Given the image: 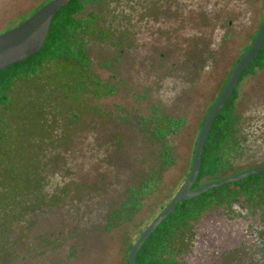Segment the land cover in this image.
<instances>
[{
    "label": "rangeland",
    "instance_id": "rangeland-1",
    "mask_svg": "<svg viewBox=\"0 0 264 264\" xmlns=\"http://www.w3.org/2000/svg\"><path fill=\"white\" fill-rule=\"evenodd\" d=\"M49 1L0 0V33ZM91 13L99 15L98 26L84 30V51L114 93L86 91L83 71L68 60L50 64L36 81L21 80L0 109V176L7 189L6 174L20 159L16 152L33 149L46 191L60 194L39 207L22 196L14 206L20 219L6 232L0 196V264H128L130 246L188 177L204 113L214 100L206 104L204 98L210 91L216 96L219 79L251 47L264 0H97L77 17ZM235 104L239 151L225 176L264 166V68L243 78ZM155 110L187 118L170 138L173 161L166 167L162 143L143 121ZM156 170L158 188L126 218L110 223L130 186ZM193 230L187 264H264V211L243 199L213 209Z\"/></svg>",
    "mask_w": 264,
    "mask_h": 264
},
{
    "label": "trees",
    "instance_id": "trees-1",
    "mask_svg": "<svg viewBox=\"0 0 264 264\" xmlns=\"http://www.w3.org/2000/svg\"><path fill=\"white\" fill-rule=\"evenodd\" d=\"M93 1L97 0H71L63 6L53 18L49 35L40 51L0 71V109L5 107L11 98V92L17 88L21 80L30 83L37 80L38 75L44 74V69H48L50 64L57 63L60 66L68 60L72 62V66H77L83 71L81 76L86 91L91 92L94 87H99L107 90L105 93L95 94L97 96L114 93L111 88L112 84L92 71L90 60L83 49L84 30L86 27L88 29L91 26L95 27L99 15L91 13L89 17L79 19L77 14L84 10L87 3ZM257 68H264V45L245 70L244 76L251 72L254 73ZM236 97L237 90L213 123L205 146L199 178L194 188L206 184L198 186L204 178L209 177L211 181L225 177L224 174L233 166V156L239 151L235 135L238 122ZM63 104H60L56 110ZM75 115L72 121L78 120L79 113ZM44 119L43 117V122L46 124L47 119ZM143 121L144 125L149 127L151 136L160 144L162 143L160 162L164 163L163 167L169 166L173 161L170 138L179 133L186 123L185 120L167 113L158 114L155 110L150 116L144 117ZM48 134L50 135L49 130L45 133L46 139L42 141V144L48 140ZM25 139L27 143L30 140L28 137ZM22 152L23 154L16 152L20 154V157L18 156L20 159L11 163L13 170L6 174L10 176L6 182L9 183V189L4 184L5 177L0 176V188L2 189L0 196H5L2 200L5 202L4 206L7 211L1 227L5 232L13 230L15 223L20 219L15 217L14 206L17 202L24 200L22 196L28 197L33 201L32 203L36 204V207L47 204L52 196H56V200L60 197L58 192L49 194L46 191L41 160L36 153L38 151L28 149ZM157 175V170L151 171L141 182L130 186L128 198L112 213L109 218L110 223L126 218L143 204V199L158 188L160 181ZM33 195L35 200L31 199ZM242 199L249 206L261 208L264 211V173L251 175L239 182L214 188L198 197L180 202L177 209L161 223L143 245L137 255L136 264H187L184 253L188 243L187 238L193 234L195 222L213 209L226 208L230 202ZM1 218L0 216V220Z\"/></svg>",
    "mask_w": 264,
    "mask_h": 264
},
{
    "label": "water",
    "instance_id": "water-1",
    "mask_svg": "<svg viewBox=\"0 0 264 264\" xmlns=\"http://www.w3.org/2000/svg\"><path fill=\"white\" fill-rule=\"evenodd\" d=\"M71 0H51L38 9L33 15L13 28L0 34V71L12 64L21 62L36 54L43 47L50 32L53 18L57 12ZM264 45V19L259 32L245 55L237 63L231 77L222 91L219 99L208 112L203 127L199 133L193 156L191 171L171 201L156 215L146 229L133 244L129 255L128 264H136L137 255L143 245L161 225V223L173 213L180 202L200 196L214 188L239 182L255 174L264 173V166L252 167L238 173L216 179L194 188L200 169L208 136L215 119L219 116L229 98L233 95L241 75L247 69L253 59L259 54Z\"/></svg>",
    "mask_w": 264,
    "mask_h": 264
},
{
    "label": "flooded vegetation",
    "instance_id": "flooded-vegetation-1",
    "mask_svg": "<svg viewBox=\"0 0 264 264\" xmlns=\"http://www.w3.org/2000/svg\"><path fill=\"white\" fill-rule=\"evenodd\" d=\"M97 23V22H96ZM20 24V23H19ZM232 25H233V21L232 20H229L228 21V23H227V28H230V27H232ZM97 24L95 25V27L97 28ZM13 28V27H12ZM11 29V28H10ZM228 30V29H227ZM229 31L230 30H228V33H229ZM227 33V34H228ZM1 34V33H0ZM225 37H226V35H225ZM225 39V38H224ZM83 41H84V39H83ZM254 42V41H253ZM253 44V43H252ZM251 44V45H252ZM250 45V46H251ZM249 46V47H250ZM248 47V48H249ZM83 48L85 49V47H84V42H83ZM246 49V47H244L243 48V55L242 56H239L238 57V59H237V62H236V64L234 65V67H233V70L235 69V67H236V65H237V63L240 61V59L245 55V53H246V51H244ZM86 51V50H85ZM87 53V52H86ZM195 53H197V51H195ZM203 55V54H202ZM201 55V56H202ZM209 55V57H212V54L211 53H209L208 54ZM190 56H191V53H190ZM198 55H196V57H197ZM203 57V56H202ZM250 65V64H249ZM248 68V67H247ZM233 70H232V72H233ZM232 72H231V74H232ZM245 72V71H244ZM231 74L230 75H228L227 73L225 74V76H222V79H219V82H218V86H217V88H216V96L215 97H213L214 96V91H210L209 92V94L204 98L205 100H206V104H208V100L210 101V99H213L214 98V100H213V104L210 106V107H208L207 108V110H206V112L204 113V116L203 117H205L206 118V116H207V114H208V112L210 111V109L212 108V106L216 103V101L219 99V97H220V95H221V93H222V91L224 90V88H225V86H226V84L228 83V81H229V79H230V77H231ZM246 76V75H245ZM244 76V73L241 75V77H240V80H239V82H238V84H237V86L235 87V89H234V93H235V90H237V96H238V88H239V85H240V83H241V81L243 80V78L245 77ZM234 93H233V95H234ZM232 95V96H233ZM231 96V97H232ZM230 97V98H231ZM229 98V99H230ZM237 99V97L235 98V100ZM229 101V100H228ZM228 103V102H227ZM163 113H167V112H163ZM167 114H169V115H171V116H173V117H182L184 120H185V122L187 121V118H186V115H184V114H171V113H167ZM79 117H80V115H79ZM205 118H204V121H205ZM204 121L202 122V123H204ZM201 131V130H200ZM139 183V182H138ZM173 198V197H172ZM144 200V199H143ZM171 201V200H170ZM169 201V202H170ZM168 202V203H169ZM167 205V204H166ZM166 205H164V207L166 206ZM163 207V208H164ZM162 208V209H163ZM146 229V228H145ZM144 229V230H145ZM143 230V231H144ZM142 231V232H143ZM142 234V233H141ZM140 234V235H141ZM139 235V236H140ZM139 236L136 238V240L139 238ZM135 240V241H136ZM218 241L220 240V241H222V238H218L217 239ZM219 241V242H220ZM131 246H130V250H131Z\"/></svg>",
    "mask_w": 264,
    "mask_h": 264
}]
</instances>
